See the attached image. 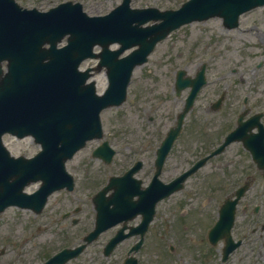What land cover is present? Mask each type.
Segmentation results:
<instances>
[{"label": "water", "instance_id": "water-1", "mask_svg": "<svg viewBox=\"0 0 264 264\" xmlns=\"http://www.w3.org/2000/svg\"><path fill=\"white\" fill-rule=\"evenodd\" d=\"M263 3L264 0H190L180 10L165 13L167 17L163 22L143 29V35L137 40L143 52L141 61L146 59L157 40L184 22L219 14L234 26L241 12ZM120 8L110 15L93 17L81 12L39 14L21 11L19 7L16 9L0 0V65L3 59L8 58V72L0 82V168L3 167L1 159L5 157L2 133L33 134L43 146L37 160V157H12L14 166L0 170L1 175L16 176L17 183L15 187L7 185L5 191H0V207L12 202L22 203L23 184L38 178H43V189L37 194L46 199L66 177L65 160L86 139L102 135L97 110L111 103L113 94L107 92L97 97L94 83L81 85V89L86 90L85 95L98 100L90 104V123L81 126L75 122L77 92L74 91L73 74L79 58L90 53L96 41L110 42L115 38L124 15ZM150 9L131 10L133 12L126 18L136 19L141 24L151 18L162 17ZM67 32L72 33L70 45L56 48L57 41ZM147 35L148 44L143 45L142 39ZM45 42H50L51 47H44ZM85 77L80 78V83ZM12 158L6 161L10 162ZM35 162L38 168H35ZM2 183L9 184L7 179Z\"/></svg>", "mask_w": 264, "mask_h": 264}, {"label": "rangeland", "instance_id": "rangeland-1", "mask_svg": "<svg viewBox=\"0 0 264 264\" xmlns=\"http://www.w3.org/2000/svg\"><path fill=\"white\" fill-rule=\"evenodd\" d=\"M19 1L28 7L34 3L43 7V0ZM82 1L85 3V8L89 14H101L121 0ZM183 1L185 0H132V5L138 7L153 5L159 8H167L178 7ZM91 61L94 60H87L85 64ZM203 62H206L208 67L207 83L202 88L189 117L193 131H197L200 127L199 124L192 123V120L206 117L207 106L223 91L226 92L223 102L226 111L252 106L254 101H256V107H263L264 7L246 13L241 19L240 28L225 29L218 18L181 27L160 46H157L145 64L136 68L128 101L122 107L106 110L103 114L106 137L118 150L113 166L106 169L100 166V161L91 157L90 148H93L94 143L91 144L90 148H85L69 163V169L78 173L77 179L79 181L77 190L73 192V195H78L80 199L73 197L77 201L72 202V206L80 204L83 207L82 212H80L81 215L90 214L86 200L89 194L94 191L93 187L84 185V183L90 180L94 181L95 184L102 183L106 180L109 172L119 171L123 159L129 160L131 155L139 149L135 143L141 141L145 134H150V137L154 136L156 141L161 137L172 118H167L165 114L160 113V110L165 108L177 109L182 104L180 99L175 101L168 99L174 97L170 83L174 86L175 71L183 67L194 76L197 68ZM98 79L101 87H103L104 76L98 75ZM245 95L249 96L247 104H243L241 101ZM254 110H256L255 107ZM147 114L156 115L155 120L153 122L145 120ZM223 118L221 115L215 116L213 125L217 119H221L220 124L222 121L226 123V119ZM141 121L154 124V129L160 126V129L157 132L143 129ZM215 132L212 131L210 138L213 139V142L216 139ZM189 135L191 134L187 130L178 147L175 148L176 154H185L187 146L193 148L200 145L197 143L200 142L196 138L197 132H193L195 135L193 137ZM5 141L15 154L30 155L38 150L37 145L28 142L25 146L23 141H17L15 137L10 135L5 137ZM212 141L206 140V144L210 147L213 144ZM84 162L88 164L84 165ZM86 168L91 171L89 175H85ZM87 176H91V178L86 179ZM36 186V184H31L27 190H34ZM68 206L70 204L64 207ZM6 215V220L0 224V264H9L10 261L14 260H19L25 264H39L43 259L41 250L45 242L51 239L50 231L52 229L47 233H32L34 226L43 225V216L31 222L32 214L27 210L18 213L14 208H11ZM24 239L26 241L22 242ZM33 240L37 242L36 245H33ZM19 247L20 251L18 252ZM49 253L51 252H47V254Z\"/></svg>", "mask_w": 264, "mask_h": 264}, {"label": "flooded vegetation", "instance_id": "flooded-vegetation-1", "mask_svg": "<svg viewBox=\"0 0 264 264\" xmlns=\"http://www.w3.org/2000/svg\"><path fill=\"white\" fill-rule=\"evenodd\" d=\"M59 2L49 0V5L43 3V7L48 5L43 9ZM255 139L251 137L252 150L247 149L242 141L230 143L214 172L200 171L194 176L196 178L185 180L180 194L174 193L169 198L168 215H159L157 207L147 229L142 223V213H131L123 221L109 226L88 247L89 260L82 257L77 264H222L227 243L217 235L210 239L211 228L224 201L246 182H224L222 177L228 174L245 175L250 183L237 204L232 229V235L235 241L240 240V245L226 261L234 260L240 247H247L248 263L264 264V168L261 167L264 164V142ZM193 158L190 150L186 155L171 153L162 180L166 183L174 181L193 164ZM140 178L143 180L142 189L147 184L144 181L150 180L149 173L144 171ZM61 218L66 221L60 223L62 229L68 230L57 233L82 238L93 228L96 216H83L82 221L74 213H67ZM117 233L123 238L106 255L105 246Z\"/></svg>", "mask_w": 264, "mask_h": 264}]
</instances>
